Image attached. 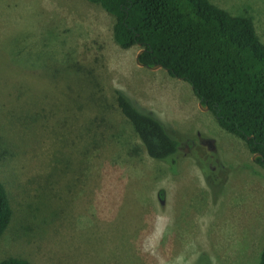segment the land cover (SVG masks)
Returning <instances> with one entry per match:
<instances>
[{"label": "rangeland", "instance_id": "rangeland-1", "mask_svg": "<svg viewBox=\"0 0 264 264\" xmlns=\"http://www.w3.org/2000/svg\"><path fill=\"white\" fill-rule=\"evenodd\" d=\"M211 1L251 16L264 41V0ZM114 23L88 0H0V179L14 210L0 261L259 264L258 157L187 82L138 65ZM76 62L92 71L68 74ZM116 90L180 142L175 165L148 156Z\"/></svg>", "mask_w": 264, "mask_h": 264}, {"label": "trees", "instance_id": "trees-1", "mask_svg": "<svg viewBox=\"0 0 264 264\" xmlns=\"http://www.w3.org/2000/svg\"><path fill=\"white\" fill-rule=\"evenodd\" d=\"M88 1L115 18L113 37L122 49L138 46L145 67L161 64L170 76L187 82L224 131L260 154L257 162L264 169V41L251 16L233 15L211 0ZM88 70L77 62L67 65V73L76 76ZM115 100L148 156L175 165L180 142L163 122L119 90ZM13 215L0 179V237ZM0 264L32 262L9 257ZM259 264H264V251Z\"/></svg>", "mask_w": 264, "mask_h": 264}, {"label": "water", "instance_id": "water-1", "mask_svg": "<svg viewBox=\"0 0 264 264\" xmlns=\"http://www.w3.org/2000/svg\"><path fill=\"white\" fill-rule=\"evenodd\" d=\"M143 53V50H141L140 52H139V54H138V56H137V64L138 65H140V66H144L142 63H141V61H140V56H141V54ZM152 69H155V68H163V66L161 65V64H158V65H156V66H154V67H151ZM200 107H201V109H203V110H207V111H209V107L208 106H204V105H202L201 103H200ZM260 156V154H255V157H259Z\"/></svg>", "mask_w": 264, "mask_h": 264}]
</instances>
